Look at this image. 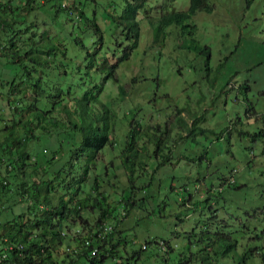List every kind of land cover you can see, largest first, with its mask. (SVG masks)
Here are the masks:
<instances>
[{
	"label": "trees",
	"instance_id": "16d2710c",
	"mask_svg": "<svg viewBox=\"0 0 264 264\" xmlns=\"http://www.w3.org/2000/svg\"><path fill=\"white\" fill-rule=\"evenodd\" d=\"M13 1L0 0V56H4L0 60V84L8 86L5 91L13 98L9 103L14 116L13 124L3 127L0 138V224L3 230L0 240L5 245V249L0 250V264H139L145 249L129 251L130 241L119 224L135 206L136 200L133 198L132 201L134 189L146 191L150 188L155 183V173L162 171L166 156L172 155L170 151L164 153L168 145L164 144L163 138L168 131L162 126L158 132L161 134H155L150 142L142 141L146 123L135 118L130 120L124 113L128 106L118 113L114 109V99L103 101L101 95L109 81L117 83L120 95H125L119 84L122 77L117 73L138 53L143 20H148L154 27L155 40L165 36L170 26L180 27L184 38L180 46L196 56L202 55L205 59L202 66L211 71V48L196 39L197 24L192 20L199 12H211L213 6L210 0H189V3L179 0L183 2L179 8H168L174 0H165L164 8L154 19L156 15L150 13L153 8L150 0L148 6L147 0H126L121 14L107 10L102 16L97 10L87 13L88 0H75L81 6L79 10L72 5L60 9L62 4L59 3L48 15L50 22L43 19V25L58 26L60 34L56 40L48 30H40L35 20H28L30 13L48 3L21 0L19 6ZM97 18L108 21L105 30ZM14 63L19 67L13 74L9 67ZM1 70L7 72L5 79L1 77ZM134 78L136 83L138 77ZM137 84L145 87L148 82L141 85L138 81ZM29 90L32 100L27 99ZM22 93L23 96L18 98ZM130 108L136 114L144 110L142 106ZM118 118L129 124L124 140L119 143L114 141ZM198 119L200 117L194 119L191 127L189 125V131L195 132ZM19 125L24 128L22 134L17 133ZM35 139L39 143L30 149L29 143ZM107 147L110 150L118 147L130 183L129 189L123 191L122 200L126 205L123 204L121 218L106 205L108 199L98 179L102 177L105 181L108 169L113 166L112 162L106 164L102 159ZM151 161L152 172L149 170ZM98 164L103 168L100 174H95L100 168ZM137 167L148 168L149 172L148 181L141 187L134 183L138 179L135 177ZM221 179L219 193L232 185L231 180ZM88 184L91 188L88 197L79 201L76 196ZM210 193L199 201L193 199L196 206L202 203L206 206L200 221L191 231L184 232L190 254L180 256L179 264L192 261L195 264H228L229 259H234V264H248L254 256L264 264L262 239L260 245L251 248L246 245L244 255H233L241 243L243 245V240L235 236L229 222L220 219L221 211L213 208L211 201L215 196ZM25 201L27 208L12 216L13 206ZM87 202H92L89 203L92 211L98 213L94 223L84 219L89 236L77 238V250L67 253V261H57L55 249L68 240L62 231L69 221H76V216L83 218ZM178 218L183 221L181 216ZM104 226L112 229L99 236ZM180 235V232L176 233L177 237ZM153 242L147 243L163 248L168 255L173 250L167 240L155 239ZM195 245L199 249L192 252L191 247ZM94 248L99 252L96 255H92ZM162 258L167 264V257Z\"/></svg>",
	"mask_w": 264,
	"mask_h": 264
},
{
	"label": "rangeland",
	"instance_id": "374dc122",
	"mask_svg": "<svg viewBox=\"0 0 264 264\" xmlns=\"http://www.w3.org/2000/svg\"><path fill=\"white\" fill-rule=\"evenodd\" d=\"M42 1L48 4L30 13L28 20H35L40 30H48L59 40L58 26L43 25V19L49 23L48 15L55 11V5L59 3L62 4L60 9H68V5H72L79 10L81 6L75 0ZM125 1L88 0L86 11L90 14L91 10H97L101 16L107 10L121 14ZM150 1L153 7L150 13L156 15L153 17L157 19L165 0ZM150 1H146V6ZM186 1L189 3V0ZM13 2L21 5V0ZM182 3L174 0L168 8H179ZM210 4L213 10L199 12L192 23L197 24L196 39L201 45L211 48V71L202 66L205 60L202 55L196 56L180 46L184 39L180 27L170 26L165 36L155 40L154 27L148 20H143L138 53L117 73L122 77L119 84L123 86L125 95H120L119 85L114 81L104 85L106 88L101 95L103 101L114 99V109L118 113L122 107L128 106L124 113L128 114L130 120L135 118L146 123L142 130V141L150 142L162 130V126H166L168 131L163 138L164 144L168 145L164 153L170 151L172 155L166 156L162 171L155 173V183L150 188L146 186V191L137 187L134 189L132 201L133 198L136 200L135 206L119 224L130 241L127 247L129 251L141 247L145 249L139 264H164L162 257L165 256L167 264H179L180 256L190 254L184 232L191 231L202 218L206 205L202 203L196 206L194 201L204 199L209 191L215 196L211 201L213 208L221 211L220 219L229 222L235 236L243 240V245L241 243L233 255H244L246 245L251 248L260 245L261 239L264 240V0H210ZM97 20L105 30L108 21L102 18ZM1 57L4 56H0V60ZM18 67V63H14L9 68L14 74ZM1 71V77L5 79L7 72ZM134 77H138L136 80L141 85L148 82L147 86H138L137 82H133ZM6 87L0 84V138L3 127L12 125L14 119L9 103V99L13 98L5 91ZM22 96L23 93L18 98ZM27 99H33L30 90ZM131 106H142L144 110L136 114ZM17 117L20 118L19 115ZM199 117L195 132L189 131V125L191 127L194 119ZM117 122L114 141L119 143L124 140L129 124L120 122L119 118ZM23 131L22 125L17 126L18 134ZM35 143H39L38 139L31 141L29 148L33 149ZM154 143L151 145L153 149ZM47 153L50 154V150ZM102 159L106 164L113 163L105 181L98 177L108 199L106 205L121 218L124 215L123 204L126 205L122 200L124 190L129 189L130 183L118 147L116 150L107 147ZM151 165L152 161L150 172L153 171ZM102 168L100 165L95 174H100ZM148 176V168L137 167L135 177L138 179L134 183L141 187L148 181ZM221 178L231 180L232 185L219 193ZM243 184L247 185L240 187ZM90 190L88 184L76 198L84 200ZM65 197L68 198L69 194L66 193ZM89 203L92 202H87L88 206L82 212L83 218L76 216V221H69L62 231L68 240L55 249L57 261H67V253L77 250V238L89 236L84 219L94 223L98 215L92 211ZM26 208L27 201L13 206L12 216ZM27 218L26 215L25 220ZM196 230L199 232L200 228ZM177 232L181 233L178 237ZM0 234H3L1 224ZM155 239L169 241L172 252L168 255L163 248L147 243H154ZM3 243L0 240V250L5 249ZM198 249L196 245L191 247L192 252ZM226 262L234 264L235 260ZM195 263L192 261L189 264ZM248 264L261 263L259 257L254 256Z\"/></svg>",
	"mask_w": 264,
	"mask_h": 264
},
{
	"label": "built area",
	"instance_id": "2783aa9c",
	"mask_svg": "<svg viewBox=\"0 0 264 264\" xmlns=\"http://www.w3.org/2000/svg\"><path fill=\"white\" fill-rule=\"evenodd\" d=\"M111 229H112L111 226H104L102 228V231L99 233V236H101L103 233L105 234V233L109 232V230H111ZM86 244H89V241H86ZM97 253H99L98 249L94 248L93 251H92V255H96Z\"/></svg>",
	"mask_w": 264,
	"mask_h": 264
}]
</instances>
